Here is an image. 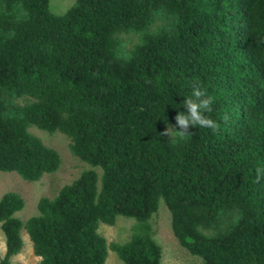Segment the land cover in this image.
I'll list each match as a JSON object with an SVG mask.
<instances>
[{"label": "trees", "instance_id": "1", "mask_svg": "<svg viewBox=\"0 0 264 264\" xmlns=\"http://www.w3.org/2000/svg\"><path fill=\"white\" fill-rule=\"evenodd\" d=\"M121 34L138 36L126 53ZM194 84L213 97L215 129L158 135ZM31 125L101 169L99 185L89 169L39 200L24 224L37 264H104L98 223L117 216L137 221L110 246L119 260L159 264L148 220L160 199L203 264H264V0H74L57 15L49 0H0V171L37 181L60 158ZM23 205L0 198V264L21 249Z\"/></svg>", "mask_w": 264, "mask_h": 264}, {"label": "rangeland", "instance_id": "2", "mask_svg": "<svg viewBox=\"0 0 264 264\" xmlns=\"http://www.w3.org/2000/svg\"><path fill=\"white\" fill-rule=\"evenodd\" d=\"M73 2L74 0H49V7L52 13L63 14ZM159 24L160 22H156L152 28ZM119 38L124 53L138 41V36L135 34H121ZM27 130L40 139L46 147L58 153L60 164L55 172L43 174L37 181L24 180L13 171H0V198L7 192H13L24 202L23 208L14 214V217L23 224L19 231L22 246L19 252L10 258V264H37L40 260V257L33 252V245L24 224L29 218L38 214L37 205L41 198L53 199L63 186L70 184L85 170L92 169L97 173L98 185L101 176L99 167H93L71 153V140L66 135L59 131L49 133L34 125L29 126ZM148 223L152 238L161 248L159 264H203L199 257L191 255L174 237L170 212L162 199L159 200L157 212L151 216ZM136 225V220L122 216H117L112 225L99 221L97 233L105 239L107 246L104 264H123L110 246L113 243L121 244L129 240ZM5 248V236L0 226V259L4 256Z\"/></svg>", "mask_w": 264, "mask_h": 264}, {"label": "clouds", "instance_id": "3", "mask_svg": "<svg viewBox=\"0 0 264 264\" xmlns=\"http://www.w3.org/2000/svg\"><path fill=\"white\" fill-rule=\"evenodd\" d=\"M184 97L182 106L185 111H178L174 119L176 125H168L163 133L158 135H167L169 140L175 142L179 137L190 135L187 133L189 126L209 127L215 129V122L209 115L212 111L213 97L207 94L206 89L199 85H193L190 92ZM168 104H173L171 102ZM166 104V105H168ZM165 105V106H166ZM173 107L179 108L181 105L173 104ZM165 122L167 123L166 119ZM177 128L179 130H177ZM168 140V141H169Z\"/></svg>", "mask_w": 264, "mask_h": 264}]
</instances>
